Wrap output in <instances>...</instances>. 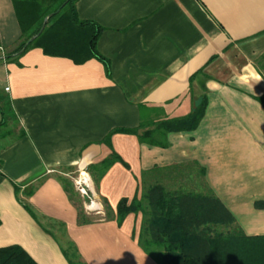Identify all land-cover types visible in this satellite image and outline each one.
<instances>
[{"label":"crops","instance_id":"obj_1","mask_svg":"<svg viewBox=\"0 0 264 264\" xmlns=\"http://www.w3.org/2000/svg\"><path fill=\"white\" fill-rule=\"evenodd\" d=\"M76 7L80 20L103 28L97 47L109 74L97 59L76 64L41 48L0 61V94L11 106L0 127V249L19 246L37 264H69L67 242L84 264H157L138 244L142 215L119 226L117 205L141 195L145 173L190 164L205 170L246 236L264 235V106L256 100L264 96L257 65L264 0H79ZM20 36L12 0H0V52H12ZM204 92L198 128L169 134L166 148L113 135L129 169L117 162L95 185L87 168L111 155L101 142L112 130L184 117ZM73 168L91 178L102 206L99 220L85 210V225L64 188L69 180L59 176Z\"/></svg>","mask_w":264,"mask_h":264},{"label":"trees","instance_id":"obj_2","mask_svg":"<svg viewBox=\"0 0 264 264\" xmlns=\"http://www.w3.org/2000/svg\"><path fill=\"white\" fill-rule=\"evenodd\" d=\"M78 1L12 0L21 36L16 48L0 55V61H17L29 50L41 48L45 55L68 58L76 64L97 59L109 74L110 64L97 47L103 28L92 21L80 20L76 7ZM49 15L53 16L39 35ZM33 37L36 39L26 46ZM257 65L263 73L264 56ZM256 100L264 106V96ZM207 104L204 92L184 117L157 121L142 119L137 128L112 130L101 142L112 150L111 155L87 168L95 185H99L117 162L129 169L113 150V135H133L140 144L166 148L169 146V134L192 132L198 128ZM143 108L140 106V109ZM0 113L1 127L11 114L10 100L1 94ZM204 177L205 170L196 164L156 167L144 174L140 196L138 192L132 200L124 198L119 201L115 220L121 226L130 214L142 215L138 244L157 264H264V235L246 236L236 225L232 214L207 186ZM63 182L70 199L76 204L73 184L67 180ZM102 202L106 219H111L107 201L104 199ZM78 211L79 224L91 223L82 209L78 207ZM69 244L74 253L71 255L68 250L63 251L68 263L84 264L76 247ZM0 264L37 263L21 247L10 246L0 249Z\"/></svg>","mask_w":264,"mask_h":264},{"label":"built area","instance_id":"obj_3","mask_svg":"<svg viewBox=\"0 0 264 264\" xmlns=\"http://www.w3.org/2000/svg\"><path fill=\"white\" fill-rule=\"evenodd\" d=\"M9 91V88H6ZM73 182L77 191L81 194L83 198L89 200V210L100 214L102 212V206L99 202L95 200V193L92 188L91 178L86 173H79L76 178H73Z\"/></svg>","mask_w":264,"mask_h":264},{"label":"rangeland","instance_id":"obj_4","mask_svg":"<svg viewBox=\"0 0 264 264\" xmlns=\"http://www.w3.org/2000/svg\"><path fill=\"white\" fill-rule=\"evenodd\" d=\"M0 55H4L3 53H1L0 52ZM263 73H264V70H263ZM64 172H67V176H64V175H59L60 177H62V178H64V179H68L69 181H71L72 183H73V187H74V197H75V200H76V204L78 205V207L80 208V209H82V211L85 213V210H86V212H88V213H92V215L91 216H89V218L91 219V220H99L100 218H101V216H97L96 215V212H92V211H90L88 208H89V200L85 197V198H83L82 196H81V194L77 191V189H76V187H75V184H74V182H73V179H71L70 180V178L68 177V176H78L79 174L76 172V170L73 168V169H69V170H66V171H64ZM76 176V177H77ZM76 177H74V178H76ZM150 181H151V179H150ZM98 202V201H97ZM102 213H103V211H102ZM95 214V215H94ZM85 215H86V213H85ZM87 216V215H86ZM105 217H106V212H105ZM65 244V246H66V250H68L69 252H70V254L72 255L73 253H74V251H73V249H72V247L70 246V244L69 243H67V242H65L64 243Z\"/></svg>","mask_w":264,"mask_h":264},{"label":"water","instance_id":"obj_5","mask_svg":"<svg viewBox=\"0 0 264 264\" xmlns=\"http://www.w3.org/2000/svg\"><path fill=\"white\" fill-rule=\"evenodd\" d=\"M52 16H53V15H49V16L45 19L44 24H43V27H42L41 32L39 33V35L44 31V29H45V27H46V25H47V22H48V20H49V18H51ZM39 35H37L36 37H38ZM36 37L31 38V39L27 42L26 46L30 45V44L36 39Z\"/></svg>","mask_w":264,"mask_h":264}]
</instances>
